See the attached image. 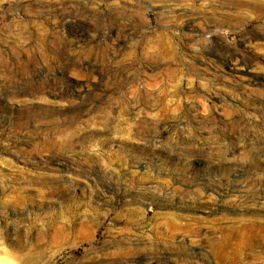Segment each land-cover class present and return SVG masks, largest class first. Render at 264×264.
<instances>
[{
    "label": "rangeland",
    "instance_id": "374dc122",
    "mask_svg": "<svg viewBox=\"0 0 264 264\" xmlns=\"http://www.w3.org/2000/svg\"><path fill=\"white\" fill-rule=\"evenodd\" d=\"M253 3L0 0L6 264H264Z\"/></svg>",
    "mask_w": 264,
    "mask_h": 264
},
{
    "label": "bare ground",
    "instance_id": "6f19581e",
    "mask_svg": "<svg viewBox=\"0 0 264 264\" xmlns=\"http://www.w3.org/2000/svg\"><path fill=\"white\" fill-rule=\"evenodd\" d=\"M251 1H253L254 3L251 7L249 6L250 11L258 12V13L264 12V0H251ZM241 228L242 229L236 234V238L238 237L237 242L240 244V248L248 247L252 250L255 247V245H252L250 240H252L253 238L250 236L254 233L257 234L256 236H264V234L260 233V231L262 230V225H260V223H255V224H249V225L241 227ZM227 235H230L229 232ZM230 247H232V248H230ZM230 247H227L224 245L220 246L219 248H217V254L221 250H224L227 248H230V250H232V251H236V249H239L237 244L230 246ZM0 254L4 255L3 257H0V264H4L6 262V260L9 258L8 253L6 251H4L3 249H0Z\"/></svg>",
    "mask_w": 264,
    "mask_h": 264
}]
</instances>
